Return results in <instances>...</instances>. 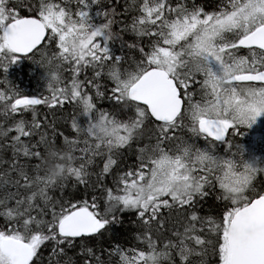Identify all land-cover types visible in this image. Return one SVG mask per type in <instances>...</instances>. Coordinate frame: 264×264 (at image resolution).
<instances>
[{
  "label": "snow or ice",
  "instance_id": "obj_1",
  "mask_svg": "<svg viewBox=\"0 0 264 264\" xmlns=\"http://www.w3.org/2000/svg\"><path fill=\"white\" fill-rule=\"evenodd\" d=\"M0 264H264V0H0Z\"/></svg>",
  "mask_w": 264,
  "mask_h": 264
}]
</instances>
